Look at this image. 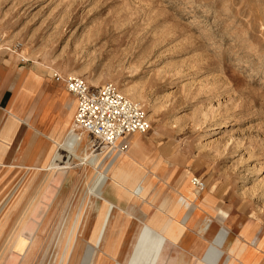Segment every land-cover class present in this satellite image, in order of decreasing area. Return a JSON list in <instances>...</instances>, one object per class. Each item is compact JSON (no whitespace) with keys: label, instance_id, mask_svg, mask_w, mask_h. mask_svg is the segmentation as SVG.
Segmentation results:
<instances>
[{"label":"rangeland","instance_id":"1","mask_svg":"<svg viewBox=\"0 0 264 264\" xmlns=\"http://www.w3.org/2000/svg\"><path fill=\"white\" fill-rule=\"evenodd\" d=\"M0 61L22 81L7 122H24L0 135V264H154L153 235L162 264H200L211 245L220 264H264V0H0ZM72 73L136 95L149 131L113 148L76 130L55 80ZM64 122L79 144L47 202L56 171L18 164ZM55 150L49 164L68 161Z\"/></svg>","mask_w":264,"mask_h":264},{"label":"built area","instance_id":"2","mask_svg":"<svg viewBox=\"0 0 264 264\" xmlns=\"http://www.w3.org/2000/svg\"><path fill=\"white\" fill-rule=\"evenodd\" d=\"M63 82L66 91L76 103L74 126L82 134L98 140L109 147H115L125 138L144 135L150 123L144 107L122 95L112 85L92 87L81 77L69 76ZM198 190L204 185L193 180Z\"/></svg>","mask_w":264,"mask_h":264},{"label":"bare ground","instance_id":"3","mask_svg":"<svg viewBox=\"0 0 264 264\" xmlns=\"http://www.w3.org/2000/svg\"><path fill=\"white\" fill-rule=\"evenodd\" d=\"M65 73V72H64ZM75 74V73H74ZM73 75V73L72 74H70V75H68V76H72ZM91 83H93V82H91ZM120 93L121 94H123V95H125V96H127L131 101H134V102H136V103H138V102H140L139 100H138V102H137V96L136 95H134L133 93H128L126 90H121L120 91ZM152 116V115H151ZM151 116H149L148 118H150ZM69 124V123H68ZM219 124H216L215 126H216V129H219V128H223V127H225V124H221V125H219ZM73 131H71V129L67 126V122L64 124V126H63V128H62V131H60L59 132V134L57 135V138H56V142L54 143H52V141L50 140H47V142H46V144H45V146H43L42 148L43 149H41L40 150V152L39 153H37L38 154V158L35 160V162H33V164L31 163V164H18L19 166H23V167H25V168H31L32 170V172L33 173H36V172H48V171H56V173L54 174V176H53V187H54V190H51V188H49V191H48V193H47V196H46V201L47 202H49L50 201V199L53 197V195H54V191H55V189H56V187H57V185L59 184V182H60V180L62 179V178H64V176H65V171L64 170H67L69 167H70V165H69V161H70V159L71 158H76V155H75V149H76V147H77V145L79 144V138L77 137V135L74 133H72ZM213 133V131L211 130L210 132H209V134L208 135H210V134H212ZM78 134V133H77ZM57 145H58V147H61L62 149H63V151H65V152H67V158H68V161L67 162H64V163H62L61 162V164H58L57 163V161H58V158H59V156L57 155V157L56 158H54V160H55V162L54 163H48L47 162V159H48V157L49 156H51V154H52V152H54L55 153V149H56V147H57ZM91 145V144H90ZM80 146V145H79ZM84 146V145H83ZM89 147V146H88ZM33 149V148H32ZM55 150V151H54ZM99 154V153H98ZM105 154V153H104ZM37 156V155H36ZM87 157V156H86ZM97 158H99V157H95V158H93V159H91L89 162V164H92L93 165V167H96V165L100 162V159H97ZM85 159V158H84ZM80 161H82L83 162V160H80ZM132 161V160H131ZM134 162V161H133ZM35 163V164H34ZM0 164H3L2 162H1V160H0ZM4 165H6V164H4ZM81 165V164H80ZM17 166V165H16ZM85 166V165H84ZM86 167V166H85ZM44 170V171H43ZM139 174V173H138ZM103 176H102V174H100L99 175V178H100V180H101V178H102ZM130 179H131V177H129ZM96 183V182H95ZM102 183H104V181H102ZM101 185V184H100ZM113 188V187H112ZM144 188V187H143ZM142 192H143V190H142ZM142 192L139 194V195H137L138 196V198H140L141 199V197L143 196V194H142ZM125 193V192H124ZM123 193V194H124ZM107 194H109V193H107ZM122 195V192L121 191H118V192H116V193H114V194H112V195H110V198L109 199H111V201H114V200H116V199H118V197H120ZM131 195V194H130ZM93 196H94V194H93ZM136 196V197H137ZM94 197H96V196H94ZM164 197V196H163ZM106 198V197H105ZM128 198V197H127ZM133 199H134V197H133ZM103 201V200H102ZM118 201V200H117ZM134 203V202H133ZM115 208V207H114ZM118 211H120V210H116V212L114 213V218H112L109 222H107V227L109 228L110 227V225L112 224V223H115V224H117V218H116V216H120L119 214L117 215V213H118ZM122 212V211H121ZM94 213V212H93ZM123 214H124V212H122ZM126 214V213H125ZM139 214V213H138ZM131 215V214H130ZM138 216V215H137ZM136 216V217H137ZM131 217V216H130ZM129 217V218H130ZM122 218V217H121ZM127 219L126 221H125V225H124V227L125 228H127V230H126V233H127V235H128V237H126L125 239H124V241H125V243H124V248H125V245L128 243V239H129V236L131 235V232H130V230L129 229H131L132 230V228L133 227H135V223H134V220H130V219ZM122 220V219H121ZM153 221V222H152ZM151 221V224H154V223H156L155 222V217H153V220ZM145 223V222H144ZM123 224V223H122ZM151 224H149V225H151ZM139 225V224H138ZM137 225V226H138ZM141 225V224H140ZM149 225L148 224H144V225H142V226H140V228H139V231H138V234L136 235V238L141 234V233H145L148 229H149ZM116 227H117V225H116ZM139 227V226H138ZM129 228V229H128ZM135 238V239H136ZM150 243H153V244H151L150 245V250L149 251H152L153 249H151L152 247L154 248L158 243H161V241L159 240V237L157 236V235H153V238H151L150 239ZM126 249V248H125ZM163 251H164V249H163ZM163 251L161 252V250H160V252H159V254L157 255V258L154 260L155 262H154V264H162V257L164 256V254H162L163 253ZM130 253V252H129ZM137 253L138 252H135L134 254H133V256L134 255H137ZM149 255H150V252L149 253H146V257H144V258H141V260L143 259V261L144 260H146L148 257H149ZM133 256H128V258H127V255H126V257H125V261L126 262H128L129 260H131V258L133 257ZM222 255L220 254H216V258H219L220 259V257H221ZM126 258H127V260H126ZM148 260V259H147ZM203 260H205V258L204 257H202V262L200 263V264H206V262L205 261H203ZM218 262H219V260H218ZM218 262H216V264H220V263H218ZM144 263H147V262H144ZM173 264H175V263H173Z\"/></svg>","mask_w":264,"mask_h":264},{"label":"crops","instance_id":"4","mask_svg":"<svg viewBox=\"0 0 264 264\" xmlns=\"http://www.w3.org/2000/svg\"><path fill=\"white\" fill-rule=\"evenodd\" d=\"M19 79H20V81H19ZM19 85H22V81H21V78H20L19 70L16 67H14L12 65V63L7 64L5 62H1L0 61V135H3V137L5 139H9V138H7V137H9V132L11 134H16L15 136H17L18 133H22L23 132V127H24L23 124H24V122L15 123L16 120H15V122L12 120L9 123V122H7V120H9L8 119L9 117H6L8 115V111H9L11 102L13 100L14 93H15V91L18 88ZM62 87H64V86H62ZM65 91H66V89H65ZM67 94L69 95L68 92H67ZM69 96L73 99V97L71 95H69ZM73 101H74L73 105L67 107V109H66V114L65 115H66L67 118L71 117L72 115H73V118H74V113H75V109H76V103H75L74 99H73ZM15 119H17V118H15ZM65 123L66 122H64V124ZM14 124H16L17 128L19 129V130H17V133H16V131L14 133V129H12L10 131V130L4 128L7 125H14ZM13 137L14 136H10V139L11 138L13 139ZM44 141H45V144H46L47 140L45 139ZM45 144L42 145V147L45 146ZM42 147L40 149H42ZM1 148L2 147H0V150H1ZM223 233L225 234V232H223ZM179 234H177V233L175 235L173 234L172 238L173 239H177ZM151 238H153V236ZM160 239H161L160 240L161 241L160 250L163 251L164 247H162V245L165 243V240L162 239V238H160ZM212 242H215V244L220 246L222 244V242H223L222 235L214 238L212 240ZM151 244H153V243H150V240H148L147 248H149ZM223 247L225 248V243H224ZM151 249H153V247ZM149 250H150V248H149ZM182 251L184 252V250H182ZM228 251H229V249H228ZM179 253L180 252H178V254ZM216 254L220 255L221 253L218 252L211 245L208 249H206L205 255L203 256L205 258V260H203V261H205L206 264H216V262H218V260H220V262L222 263L223 260H225L223 258V255L219 259V258H216ZM175 264H178V263H175Z\"/></svg>","mask_w":264,"mask_h":264}]
</instances>
